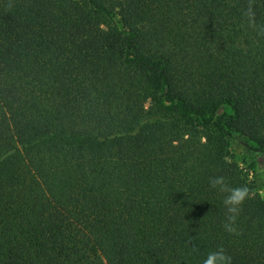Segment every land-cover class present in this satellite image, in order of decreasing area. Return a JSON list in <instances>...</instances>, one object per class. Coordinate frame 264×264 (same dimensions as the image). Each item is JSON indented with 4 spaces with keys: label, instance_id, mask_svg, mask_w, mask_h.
Returning <instances> with one entry per match:
<instances>
[{
    "label": "trees",
    "instance_id": "16d2710c",
    "mask_svg": "<svg viewBox=\"0 0 264 264\" xmlns=\"http://www.w3.org/2000/svg\"><path fill=\"white\" fill-rule=\"evenodd\" d=\"M232 133L264 152V0H0V264H264Z\"/></svg>",
    "mask_w": 264,
    "mask_h": 264
},
{
    "label": "rangeland",
    "instance_id": "374dc122",
    "mask_svg": "<svg viewBox=\"0 0 264 264\" xmlns=\"http://www.w3.org/2000/svg\"><path fill=\"white\" fill-rule=\"evenodd\" d=\"M12 24L14 29L18 28L19 18L17 16L13 17ZM144 107L146 109L150 107L149 101L145 103ZM223 111H227V108L219 109V113ZM229 149L233 160L264 198V152L259 151L253 142L247 141L237 133L230 135Z\"/></svg>",
    "mask_w": 264,
    "mask_h": 264
},
{
    "label": "clouds",
    "instance_id": "9594fccd",
    "mask_svg": "<svg viewBox=\"0 0 264 264\" xmlns=\"http://www.w3.org/2000/svg\"><path fill=\"white\" fill-rule=\"evenodd\" d=\"M210 186L213 188L219 187L220 191L226 190L223 187V178L216 177L209 181ZM243 200V190L237 189L230 192L229 195H227L223 203L226 207V211L228 215L226 216L225 223L223 224V227L226 232L228 233H234L236 231L235 222H236V216L239 211V205ZM202 264H232V258L226 254L224 249L222 247H218L217 249L213 251H209L205 258L202 260Z\"/></svg>",
    "mask_w": 264,
    "mask_h": 264
}]
</instances>
